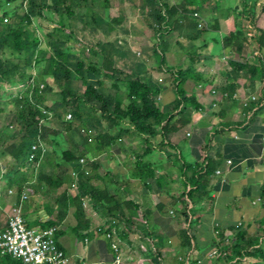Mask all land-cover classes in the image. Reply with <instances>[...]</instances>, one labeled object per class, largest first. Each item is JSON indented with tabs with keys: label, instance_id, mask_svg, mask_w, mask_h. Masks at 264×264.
Here are the masks:
<instances>
[{
	"label": "trees",
	"instance_id": "obj_1",
	"mask_svg": "<svg viewBox=\"0 0 264 264\" xmlns=\"http://www.w3.org/2000/svg\"><path fill=\"white\" fill-rule=\"evenodd\" d=\"M99 1L86 0L83 6L81 0H0V106L4 103L9 106L0 109V113L7 114L2 124L1 142L4 146L16 144L15 150L10 153L16 162L8 172L14 175L23 167L37 165L44 154L49 161L53 154L62 162L72 163L78 194L75 198L65 199L68 201L67 208L76 209L78 227L72 231L78 241L83 242L88 229L83 199L89 198L95 206L103 208L109 204L105 193L94 186V172L87 170V167L94 168L93 171L96 169L91 155L109 152L131 135L149 145L158 138L169 143L172 135L188 126L182 115L189 110L201 112L204 108L195 97L188 96L184 86L189 80L204 82L196 65L203 59L200 44L212 30L231 31L223 39V45L225 49H231L235 56L242 55L247 43L255 45L260 51L264 49V29L258 26L264 18V0H239L238 5L234 0L226 7L222 5L223 0H141L145 4V12L150 15V29L155 33V53L161 54L163 67L167 69L168 36L178 35L180 47L188 52L186 65L169 70L177 100L163 109L161 97L165 93L164 87L149 77L141 62V55L119 38L113 37L126 20L114 19L109 22L107 15L110 14L111 0H104V13L96 11ZM131 1L139 6L140 1ZM82 8H86L85 14ZM197 14L201 17H197ZM208 15L213 17L212 25L203 21ZM230 15L234 20L233 28L228 19ZM122 31L130 35V31ZM86 32H90V37ZM102 36L105 40L99 41ZM80 43L85 49L77 45ZM87 49L92 56H88ZM260 54L253 63L240 60L229 62L231 72H224L226 82L221 86L226 102L235 101L241 81L250 83L246 89L251 92L257 91L258 84L264 86V65ZM35 75L37 86L28 89L27 85ZM43 84L46 85L44 91L41 90ZM15 85L25 86L23 99L5 92L7 87ZM257 96L258 102L244 107L248 119L246 123L225 127L245 129L256 117L259 108L264 106L263 89ZM70 115L73 119H69ZM62 130L64 133H61ZM74 133L82 138L80 145L73 142ZM62 138L66 143H71L70 148L62 147ZM42 143L55 149L51 151L52 154L48 147L44 151ZM33 154L36 157L31 160ZM149 155L145 152L144 156L139 155L132 162L133 178L146 184L156 177V170L147 161ZM186 167L184 175L189 187L183 198L186 204L184 215L190 221V203L197 206L213 199L211 185L216 169L214 158L210 156L204 165L187 163ZM19 192L22 193V188ZM262 197L264 200V189ZM58 202L61 206V199ZM117 205L121 213L120 221L128 219L121 202ZM109 215L116 218L115 213L109 212ZM58 226L57 222L43 224V228ZM245 234V231L239 232L230 247L223 241L224 236L220 237V250L230 253L228 261L257 256L249 252L255 241L245 238ZM192 241L186 230L184 247H193ZM0 264L24 263L1 256Z\"/></svg>",
	"mask_w": 264,
	"mask_h": 264
},
{
	"label": "crops",
	"instance_id": "obj_2",
	"mask_svg": "<svg viewBox=\"0 0 264 264\" xmlns=\"http://www.w3.org/2000/svg\"><path fill=\"white\" fill-rule=\"evenodd\" d=\"M128 1L131 5L132 1ZM82 2L86 5V1ZM238 4L239 0L236 2ZM207 18L213 20L209 15ZM228 19L233 28L232 15ZM136 25L138 27L139 22ZM258 26L264 29V18L259 21ZM149 28H138L151 43V47L144 50L134 48L130 43L128 38L134 37L131 25L129 28L127 25L122 26L115 39L119 38L136 54L141 55V62L149 77L165 89L161 106L167 109L177 100L169 70L186 65L188 52L180 47L178 35L168 36L166 43L170 47L166 61L169 67L165 69L161 64V54L155 53V33L152 32L153 36ZM124 29L130 31V35L123 33ZM123 34L128 38L124 40ZM230 34L231 31L225 29L212 30L200 44L201 52L195 49L203 57L196 65V70L205 80L202 83L189 80L184 88L188 96L195 97L204 109L201 112H185L182 118L188 126L172 135L169 143L158 138L160 141L157 145H154L155 142L149 145L131 135L111 151L91 155L97 164L96 169L93 171L94 168L87 167V170L94 172V186L105 193L104 197H108L109 204L103 208L95 206L89 198L83 199L88 225L84 242L78 241L72 231L78 227L76 209L67 208L66 199L75 198L78 194L73 164L54 157L51 151L55 149L46 144L53 156L51 161L44 156L35 167L31 168L29 165L23 167L18 174L11 175L8 170L16 161L10 157V153L15 150L16 144L3 145L1 124L0 163L3 173L0 174V229L6 227L11 207L16 205L20 207L29 227H43V224L51 222L59 224L60 246L76 258L73 264H116L118 255L107 235L112 229L118 232L116 237L122 244L124 264H264V106L259 108L258 114L245 129L225 127L247 122L244 100L258 95L261 85L258 84L256 92H251L246 89L250 83L241 81L240 92L233 102H226V97L221 92V86L226 82L224 72H231L229 62L240 60L253 63L260 53L264 56V49L260 51L255 45L247 43L242 55L235 56L231 49H225L223 45V39ZM152 63L154 66L150 67ZM160 65L165 69L164 75H157ZM19 87H7L5 92L11 96ZM3 105L2 109L9 107L7 103ZM4 114L2 117L6 119L7 114ZM216 132L218 134L213 136ZM78 137L80 135L74 133V143ZM61 143L66 149L71 147V143H66L64 138ZM56 150L61 151L58 147ZM145 152L150 153L147 161L151 159L154 162L153 159L157 158L156 160L160 159L165 163L163 166L159 165L156 177L149 179L147 184L133 178L132 163L137 156H144ZM209 156L214 158L216 171L222 170V174L215 172L213 175L212 200L197 206L190 203L189 213L192 216L187 221L184 215L186 204L183 200L189 187L184 175L186 164L204 165ZM10 190L14 193L10 194ZM59 199L62 201L61 206ZM118 202L123 205L128 219L120 221ZM109 212L115 213L116 218L113 219L114 215L110 216ZM186 230L193 238V247H184ZM242 231L246 232L245 238L255 241L249 252L257 256L228 261V250L226 255L211 256L215 250L224 252L220 250L221 236H224L223 241L228 247V243L234 241Z\"/></svg>",
	"mask_w": 264,
	"mask_h": 264
},
{
	"label": "built area",
	"instance_id": "obj_3",
	"mask_svg": "<svg viewBox=\"0 0 264 264\" xmlns=\"http://www.w3.org/2000/svg\"><path fill=\"white\" fill-rule=\"evenodd\" d=\"M264 65V56H263ZM37 76L27 85L28 89L35 88L37 86ZM264 91V86H262ZM26 90L25 86H20L15 92L14 97L24 98L23 91ZM41 90H46V85H41ZM257 96L251 98V102H258ZM248 107V102L245 103ZM69 119H73L70 115ZM264 142V138H263ZM44 151L46 150V145ZM37 147V146H36ZM34 148L35 150L37 148ZM35 154L30 158L35 159ZM218 175L222 174L221 170H217ZM10 194L14 191L10 190ZM1 194V184H0ZM24 199L27 197L24 195ZM113 230V231H112ZM107 235L108 239L114 244V251L118 255L116 264H124L122 256V244L118 241L115 229H112ZM101 232H104L101 230ZM59 230L58 228H43V227H29L24 219L20 207L13 205L11 207V213L9 220L5 228L0 229V254L1 256H8L13 259L22 261L24 264H73V257L67 254L60 246L59 243ZM229 242V240H228ZM229 246L231 243H228ZM226 255L227 252H220L219 250L213 251L211 256Z\"/></svg>",
	"mask_w": 264,
	"mask_h": 264
},
{
	"label": "rangeland",
	"instance_id": "obj_4",
	"mask_svg": "<svg viewBox=\"0 0 264 264\" xmlns=\"http://www.w3.org/2000/svg\"><path fill=\"white\" fill-rule=\"evenodd\" d=\"M81 1H84V0H81ZM100 1L96 4V6L98 7V9H96V11L104 13L106 5H104L105 4L104 0H100ZM126 1L125 0H123V1L122 0H111V5L109 6L110 8L108 10L110 12V14L107 15L109 22H112L111 20H114V19H118V20L125 19L127 22L126 23L123 22L122 24H123V26L127 25V28H129L130 25H131V29H132V33H133L134 37L133 38L132 37L128 38V37H125V35L123 34L124 35L123 36L124 40L128 38L130 40V43H132V46L134 48L137 47V48H141L142 50H144L145 48H148L149 46L151 47V43H149V40H147V38H145V36L142 34V32H141L142 30L138 29V28H141V26H149L150 27L149 21H151V20L148 19V17L150 15L147 12H145V9L143 7V5H145V4H143V2L141 0H135L137 2L140 1L139 6L135 5L133 3L130 5L129 1L128 0H126ZM233 2H234V0H223L222 5L226 7V5L228 3H233ZM83 6H85V5H83ZM82 9H83V14H85L86 8H82ZM112 13H115V14H112ZM211 18H213V17L211 16ZM207 21H209V24L212 25L211 22L213 20L208 19ZM136 22H139V26L138 27L136 25ZM120 31H121V29H120ZM38 32H39L40 36L44 38L43 33L40 30H38ZM149 32L154 36V34L152 33L153 32L152 29L149 28ZM86 34L90 37V32H86ZM121 35H122V32H121ZM113 37L115 38L116 36L113 35ZM139 38H140V40H139ZM104 40H105L104 36L99 38V41H104ZM77 45L79 47H81V48L84 47V45L82 43L77 44ZM83 49H85V47ZM87 54H88V56H92L91 53H90V50H88ZM180 65H178V66H180ZM153 66H154V64L152 63L150 65V67H153ZM168 67L169 66H166L167 69H168ZM164 71H165V69L162 68V66L160 65L159 66V71L157 72L158 73L157 75H159V74L164 75L163 74ZM15 92H17V90ZM14 94L15 93H13L12 95H14ZM53 99L55 100L56 97L53 98ZM3 106L4 105H2V107ZM2 107L0 106L1 110H2ZM4 115L5 114L3 112H1L0 118L2 119V121H0V125L3 124V122L5 121L4 117H2ZM159 141H160L159 139L155 140V143L153 142L154 145H157L159 143ZM76 143H82V140H81L80 137L77 138ZM46 147H47V145H46ZM46 150H47V148H46ZM44 156H46V154H44ZM156 159L157 158L153 159L154 162L151 161V159H150L148 161V163L152 164V168L153 169L159 170V168H158L159 165L163 166V165H165V163L161 162L160 159H158V160H156ZM32 167H35V165H31V168ZM0 258H1V254H0ZM74 259H76V258L73 257V262H74Z\"/></svg>",
	"mask_w": 264,
	"mask_h": 264
},
{
	"label": "clouds",
	"instance_id": "obj_5",
	"mask_svg": "<svg viewBox=\"0 0 264 264\" xmlns=\"http://www.w3.org/2000/svg\"><path fill=\"white\" fill-rule=\"evenodd\" d=\"M196 16H197V17H201L200 14H197ZM207 20H208V18L203 19V21L206 22V23L209 25V21H207ZM212 22H213V21H212ZM262 61H263V56H262ZM260 89H262V86H261ZM254 96H257V95H254ZM252 97H253V96H252ZM252 97H250V101L248 100V98L244 100V107H246V106H245V103H246V102H248V107L251 106L253 103H256V102H251V98H252ZM257 97H258V96H257ZM246 108H247V107H246ZM221 171H222V170H221ZM216 172H217V171H216ZM216 174H217V173H216ZM0 195H1V194H0Z\"/></svg>",
	"mask_w": 264,
	"mask_h": 264
}]
</instances>
